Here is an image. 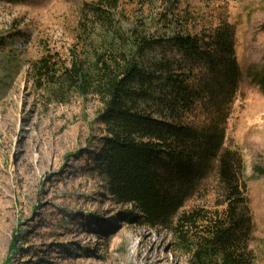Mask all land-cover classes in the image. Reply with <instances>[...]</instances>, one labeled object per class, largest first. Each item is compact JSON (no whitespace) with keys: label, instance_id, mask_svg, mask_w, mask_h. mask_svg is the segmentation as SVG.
<instances>
[{"label":"trees","instance_id":"trees-1","mask_svg":"<svg viewBox=\"0 0 264 264\" xmlns=\"http://www.w3.org/2000/svg\"><path fill=\"white\" fill-rule=\"evenodd\" d=\"M204 4L98 0L81 8L66 54L39 47L28 70L48 105L98 103L90 169L115 203L167 231L190 264H253L243 160L227 145L236 28L227 0ZM251 83L264 96V64Z\"/></svg>","mask_w":264,"mask_h":264},{"label":"rangeland","instance_id":"rangeland-1","mask_svg":"<svg viewBox=\"0 0 264 264\" xmlns=\"http://www.w3.org/2000/svg\"><path fill=\"white\" fill-rule=\"evenodd\" d=\"M96 1L0 0V40L14 35L0 43V264H143L147 253L156 264H190L167 231L115 203L92 174L98 103L48 105L29 75L39 47L66 54L81 8ZM184 1L207 9L206 0ZM227 2L241 71L227 145L243 160L253 264H264V96L251 83L264 64V0Z\"/></svg>","mask_w":264,"mask_h":264},{"label":"bare ground","instance_id":"bare-ground-1","mask_svg":"<svg viewBox=\"0 0 264 264\" xmlns=\"http://www.w3.org/2000/svg\"><path fill=\"white\" fill-rule=\"evenodd\" d=\"M140 254H141V247L139 246L137 249V253L134 255L135 261H138L140 259ZM150 262L151 264H156V262L154 261V257L151 256L149 253H147L143 259V264H149Z\"/></svg>","mask_w":264,"mask_h":264}]
</instances>
